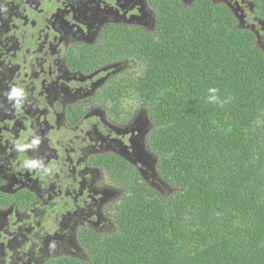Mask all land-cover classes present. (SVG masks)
<instances>
[{"label":"trees","instance_id":"trees-1","mask_svg":"<svg viewBox=\"0 0 264 264\" xmlns=\"http://www.w3.org/2000/svg\"><path fill=\"white\" fill-rule=\"evenodd\" d=\"M153 1L155 31L110 25L81 64L119 63L95 99L115 124L142 109L156 172L175 190L159 195L118 155L92 157L119 189L114 227L85 228L82 256L44 264H264V50L224 3ZM250 1L264 24V0ZM210 87L232 102L207 104Z\"/></svg>","mask_w":264,"mask_h":264},{"label":"flooded vegetation","instance_id":"flooded-vegetation-1","mask_svg":"<svg viewBox=\"0 0 264 264\" xmlns=\"http://www.w3.org/2000/svg\"><path fill=\"white\" fill-rule=\"evenodd\" d=\"M212 1L232 11L230 2ZM156 20L153 0H0V191L5 193L0 198V221L4 220L0 222V259L4 264H12L10 258L19 264L48 260L36 261L35 255L42 251L37 246L40 237L31 240L35 224L22 220V213H32L40 223L48 217L37 209L50 214L52 230L56 214L66 212L70 215L67 226L78 245L82 230H97L91 224L101 217V200L111 219L108 209L119 189L105 183L101 167L90 159L109 152L134 163L109 146L114 130L128 122L112 123L95 99L101 83L121 67L111 62L85 71L81 62L83 55L91 60L93 55L86 48L99 47L106 27L122 25L151 32ZM13 88L23 90L21 99L9 98ZM126 136L117 146L128 145ZM28 160L37 161L39 167H26ZM107 188H114L112 194L106 193ZM49 203L61 208L51 211ZM22 230L28 232L23 241L18 239ZM12 241L30 250L17 251L10 246Z\"/></svg>","mask_w":264,"mask_h":264},{"label":"rangeland","instance_id":"rangeland-1","mask_svg":"<svg viewBox=\"0 0 264 264\" xmlns=\"http://www.w3.org/2000/svg\"><path fill=\"white\" fill-rule=\"evenodd\" d=\"M225 1L230 2L229 6H233H231V8L234 12L233 14L237 18L238 25L241 27L252 29L256 35L258 45L264 50V24L255 15L252 8V3H238L236 2V0ZM150 128L151 123L148 120L147 116L142 113V109H138L133 118L125 126V128H118L114 130L115 136L113 135V137L109 139L111 144L109 146H113V149L115 148L117 152L123 153L126 156L134 159V163L137 164V169L139 170L142 178L148 184L153 186L159 195L163 196L166 194H171L175 190L174 187L164 183L159 178L156 172V157L146 146V136ZM123 135H127L126 139L128 140V145L126 147L120 145L117 146V144L122 143L120 141L121 139H123ZM102 146L103 148H105V144H103ZM109 146H107L106 148H108ZM105 186L106 185L102 182L101 189H104ZM107 189L108 190H106V193L112 194L114 188ZM49 204L51 206V211H58V209L61 208V206L58 207V205L56 204ZM101 205L102 200L98 206V210L100 208L101 217L96 216L94 219V223H92L91 226L94 229H97L95 231H110L113 229L114 225L112 223V220L107 217L106 207L102 205L103 208L101 210ZM47 207L49 206L47 205L45 209ZM36 212L45 214L48 217V220H51L53 217L50 214L48 215V213H42L41 211H38V209L36 210ZM8 215L9 213H7V216ZM31 215L32 213H22L20 217L26 223L34 222L35 224V228L32 232L34 236L31 238V240L37 241L39 240L37 236L40 237V244H37V246H39L42 251L37 252V254L35 255V259L37 262H39L40 260L43 261L46 259H51L63 254L74 255L78 257L83 255V250L73 238V233L67 226L70 221V215H68L66 212L56 214V217L53 218L52 230L50 228L52 225H49L48 220L46 223H40L37 220L33 219ZM3 221V218H1L0 222ZM27 236L28 232L22 230V234L18 235V239L23 241ZM10 246H15L17 251L22 250L26 252L30 250L29 248L23 249V244L17 243L16 241H12ZM20 258L22 257H19L18 260L23 261ZM8 261L12 264H19L17 263L18 261L16 258H10ZM0 264H4L1 259Z\"/></svg>","mask_w":264,"mask_h":264},{"label":"clouds","instance_id":"clouds-1","mask_svg":"<svg viewBox=\"0 0 264 264\" xmlns=\"http://www.w3.org/2000/svg\"><path fill=\"white\" fill-rule=\"evenodd\" d=\"M23 97V90L20 88H13L11 93L9 94V98H17L18 100ZM232 96H221L220 90L217 87H210L207 89V93L205 96V101L209 105H214L219 108H224L226 105L232 102ZM38 143V141L34 142ZM25 166L28 168H37L39 167V163L37 161H25Z\"/></svg>","mask_w":264,"mask_h":264}]
</instances>
